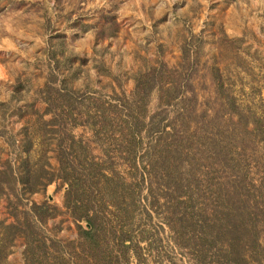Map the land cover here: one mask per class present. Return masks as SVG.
<instances>
[{
	"label": "rangeland",
	"instance_id": "1",
	"mask_svg": "<svg viewBox=\"0 0 264 264\" xmlns=\"http://www.w3.org/2000/svg\"><path fill=\"white\" fill-rule=\"evenodd\" d=\"M58 90L78 102L60 106L52 100ZM124 102L141 106L139 165L140 157L147 163L156 158L160 170L150 173L143 164L132 173L116 150L107 149L112 139L87 122L97 106L120 110ZM115 118L109 130L118 129L112 126L125 114ZM153 122L166 130L152 132ZM121 129L115 134L127 130ZM178 129L185 140L176 138ZM156 141L159 149L174 151L176 162L186 160L182 177L175 175L190 183L193 198L188 194L185 202L198 208L208 202L206 177L221 168L206 159L214 144L235 160V170L247 172L257 200L264 199V0H0V242L6 240L2 224L23 223L34 205H46L52 214L38 223L41 234L62 242L70 264H84L80 231L88 227L67 206L69 185L58 155L66 151L80 166L86 158L107 161L110 153L117 157L115 182L140 190V205L129 209L134 215L107 210L111 222H132L135 246L127 264H204L193 231L172 228L189 210L176 199L182 192L166 191L169 180L158 159L166 153L153 151ZM22 178L29 179L26 188ZM111 187L104 178L98 185L107 199ZM119 246L110 240L106 247L115 257L111 264L124 262ZM26 247L24 238H14L4 264H27Z\"/></svg>",
	"mask_w": 264,
	"mask_h": 264
},
{
	"label": "trees",
	"instance_id": "2",
	"mask_svg": "<svg viewBox=\"0 0 264 264\" xmlns=\"http://www.w3.org/2000/svg\"><path fill=\"white\" fill-rule=\"evenodd\" d=\"M143 88L146 89L144 91L145 93H148V90H150L147 89V87ZM54 93L52 100L64 107H71L72 104L78 102L77 99L73 98V94L70 93V91L65 93L58 90ZM143 97V95L140 97V102L143 100ZM122 106L119 110L117 106L112 107L111 105L113 110L110 111L112 108L108 107L109 109H106L105 106L102 107L99 105L93 113L89 112L87 122L91 121V127L98 128L96 134L103 132V136L106 137L105 139H112V141H109L110 143L108 142L111 148L108 147L107 149L111 151L116 150L118 158L122 159L126 166L133 170L132 173H137L139 169H142L139 166L143 164H146L143 170L149 167L150 173L160 170L159 167L156 168L158 163V161L155 160L156 158H154V161L147 163L144 162L145 157L143 156L142 158L140 157V165L138 163L140 151L138 149L140 148L138 138L141 136L144 129V123L138 122V113L140 112L141 106L139 108L136 106L135 109H133L131 105L125 102ZM123 113L125 114V120L121 121L120 124L117 123V126H112L113 128L119 126L118 129L113 131L109 130L111 123L110 119L113 120L114 124L116 115H122ZM108 114L114 115V119L112 116L109 117ZM98 119H101V121H98ZM99 123H102V125H99ZM152 125L154 126L152 127V132L162 133L166 130L165 127L162 129L158 124H155V122H153ZM120 128H123L121 130H127L124 132L121 131V135H116V130ZM182 133L183 131L178 129L175 130L174 134L178 139L184 137V139H180L183 141L186 138ZM211 138H209V140ZM157 143L156 141V144L152 146V148L154 147V152H158L159 148ZM169 149H159L161 150L159 152L160 154L166 153V155L158 158L163 162V177L169 180L166 191L182 192V196L179 195L176 199L178 203H186V210H189L184 216L179 217L180 224L176 220V223L179 225L177 229L172 225L173 230L178 234L185 232L191 233V231H193L194 234L192 237L194 240L192 239L191 242L194 241L198 243L199 247L197 252L202 257V262L204 264H264V243L262 241L264 199L260 202L257 200V196L254 195L257 187L252 182L251 185L247 184V172H239L241 168L235 170V160L228 155L222 154L224 151H221V147L218 150L217 145L214 144L213 147L207 151L208 157L206 159L212 158L213 160H218V162L213 161V163L209 164L211 166L217 164V166L221 168L220 172L212 169L209 175H207L206 180L209 185L208 187H212V189L210 190L208 202L204 201L206 205H202V203L198 208L199 203L196 207L194 203L185 202L188 194L191 195L188 189L190 183H188L189 187H186L184 184L185 179L179 182L175 177L176 174H180L179 171L185 165L184 163H186V160H182V157L179 156V162H176V160H174L176 156L171 155L174 151ZM69 152H71V149ZM210 154L215 157H210ZM108 156L109 159L102 162L96 161L95 157L86 158L84 161H79L81 164L79 166L78 162L77 165L75 164L76 159H70L72 157H69L66 151H62L60 155H58L60 174L69 185L66 198L67 206L72 210L75 219L85 221L88 227L87 229L81 228L80 231L81 242H79V247L81 250L79 251V258H81L80 261L84 264H95V262L96 264H111L115 257L106 253L108 250H106V247L110 240H118L119 247L122 248L121 256L124 262L120 263V261L116 259V263L127 264L125 260L129 261L130 250L135 246L132 222H128L126 219L122 221L119 217L117 221L111 222L106 216L111 213L107 211L111 208L116 209L118 213L120 211L125 218L130 214L131 216L132 214L134 215V211L129 209L134 205H140L138 203L140 190L138 191L139 187L134 188L135 186H131V184L129 185L125 182L121 185L115 182L113 177L116 175V169L113 163L117 157L110 153H108ZM107 165L108 167H106ZM227 167L233 168V171L223 173V170H226ZM107 168H111L110 173L107 171ZM214 171L215 173H213ZM219 173L220 177H216ZM3 174L4 172L0 170V175ZM223 174H225V176H223ZM180 176L182 177L181 174ZM102 178L113 183V187L109 188L111 189L110 192L106 193L108 199L105 197V194H102L103 191L98 188ZM220 178H227L229 184L222 183ZM215 179H217V182L214 185ZM21 180L22 184L25 186L24 188L29 186V179L22 178ZM0 182L3 184L1 179ZM33 186L37 187L36 183ZM190 189L193 190L192 188ZM118 191H121L122 196ZM262 196L264 198V194H262ZM118 198H120L122 202L126 201L125 205L127 206L119 204L117 202ZM192 198L191 195L190 199ZM109 199L112 200V202L109 201ZM31 211L33 216H27L23 223H21L19 219H16L18 224L9 226L2 224V229L6 234V240L0 242V264H4L8 257V248L11 246L14 238L18 237L24 238L27 244V264H70V260H66L67 257H65L64 248H61L62 242L46 238V236L41 234L42 231L38 226V223L45 225V217L52 214L51 208L46 205H34ZM32 217H34L35 220L33 219L30 221ZM105 224H112V226L110 229H107ZM144 233L146 234L145 230L140 231V234L143 236L142 240L145 239ZM149 239L150 237L148 239L146 237L147 241ZM150 245H152V242H150ZM55 247H57V250ZM196 247L197 245H195V248ZM68 256L70 255L68 254Z\"/></svg>",
	"mask_w": 264,
	"mask_h": 264
}]
</instances>
